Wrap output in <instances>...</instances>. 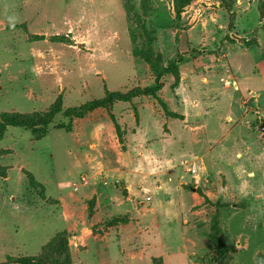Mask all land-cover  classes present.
<instances>
[{
  "label": "rangeland",
  "instance_id": "1",
  "mask_svg": "<svg viewBox=\"0 0 264 264\" xmlns=\"http://www.w3.org/2000/svg\"><path fill=\"white\" fill-rule=\"evenodd\" d=\"M229 1L0 0V121L59 99L62 110L42 138L10 127L0 141V264L39 254L63 231L74 264H212L215 218L232 248L223 264H258L264 0ZM159 75L154 96L137 91ZM106 206L113 214L92 233L141 224L131 244L111 237L74 253ZM142 207L152 209L142 217Z\"/></svg>",
  "mask_w": 264,
  "mask_h": 264
},
{
  "label": "trees",
  "instance_id": "2",
  "mask_svg": "<svg viewBox=\"0 0 264 264\" xmlns=\"http://www.w3.org/2000/svg\"><path fill=\"white\" fill-rule=\"evenodd\" d=\"M179 1V0H178ZM228 7H231V1L223 0ZM184 5V3H183ZM182 11L180 5H176V12L179 14ZM156 70V69H155ZM160 76H158L157 83L153 87H148L143 90L138 89L140 94L147 96H154L158 91H160L161 86L159 84ZM134 96V92H130L126 95H121L119 93H109L102 100H93L83 105L80 108L68 109L64 112L66 117H76L82 118L94 111L95 109L108 106L114 99H128ZM163 104V103H162ZM165 114L169 115V111L163 104ZM61 110L60 99L53 104V106L44 113H32V114H21V113H5L1 116L0 121V141H2L4 135L10 127H20L32 130L35 134L36 139H40L44 136V130L46 127L53 124L55 116ZM66 129L67 132L71 131V126L60 125L59 129ZM117 132L119 128L116 126ZM218 222L216 218L214 219V225L212 226V231L209 234V240L213 245V252L209 255L208 261L212 264H223L227 259H229L231 246L227 244L225 239L219 235ZM70 246L68 242L67 232H59L55 234L47 244L42 248L41 252L35 256H23L16 259H12L10 264H74L71 259ZM207 255L204 256L206 258ZM152 264H164L162 257L153 258ZM258 264H264V256L259 257Z\"/></svg>",
  "mask_w": 264,
  "mask_h": 264
},
{
  "label": "crops",
  "instance_id": "3",
  "mask_svg": "<svg viewBox=\"0 0 264 264\" xmlns=\"http://www.w3.org/2000/svg\"><path fill=\"white\" fill-rule=\"evenodd\" d=\"M107 207V206H106ZM150 209L152 208H149V209H146V207H142L140 211H135L136 214H140V216H144L146 215L147 213L150 212ZM190 209H191V205L188 206V212L190 213ZM109 212H111L110 215H112L113 211L110 210L109 207H107L105 210H99V208L95 209V212L89 222V225L88 226H83V229L81 230V235L82 233L84 232V230L89 234L90 236L88 237H82L81 235L78 237H75L79 240V243H75L78 247H75L74 248V253H81L83 252L84 250H86L88 248V243L89 242H92L94 245L95 244H98V243H103L104 241L106 240H109L111 237H114L116 242L118 244H125L126 241H128L127 243L131 244V233L129 232L131 226H134V228H137V226H141V224H137V225H132L133 223L132 222H129V224L127 225H115V226H112V227H108V230L107 232H105V234L103 236H100L98 237V235H94L91 231V227L95 226L96 224H99L100 221H102V217L103 215H107ZM143 212V213H142ZM147 212V213H146ZM191 214V213H190ZM137 223H139L137 221ZM133 228V227H132ZM143 231L141 230H138V231H134V236H136L137 234H142ZM81 238H83L81 240ZM81 240V241H80ZM131 255V254H130ZM134 259V256L131 255L130 259ZM75 263V262H74ZM125 264H129L128 261H126Z\"/></svg>",
  "mask_w": 264,
  "mask_h": 264
}]
</instances>
